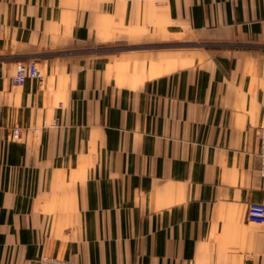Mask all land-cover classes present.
<instances>
[{"label": "crops", "instance_id": "0c3cea01", "mask_svg": "<svg viewBox=\"0 0 264 264\" xmlns=\"http://www.w3.org/2000/svg\"><path fill=\"white\" fill-rule=\"evenodd\" d=\"M260 127L264 0H0V264H264Z\"/></svg>", "mask_w": 264, "mask_h": 264}, {"label": "built area", "instance_id": "2783aa9c", "mask_svg": "<svg viewBox=\"0 0 264 264\" xmlns=\"http://www.w3.org/2000/svg\"><path fill=\"white\" fill-rule=\"evenodd\" d=\"M43 80V74L36 63H26L18 61L15 66V74L13 80L15 83H23L27 78ZM55 123V122H54ZM18 133V130L16 131ZM257 136L260 139V173L264 177V127H260L257 131ZM246 218L250 221L264 222V205L249 203L246 211ZM38 264H74L69 259L59 258L55 256H44Z\"/></svg>", "mask_w": 264, "mask_h": 264}, {"label": "rangeland", "instance_id": "374dc122", "mask_svg": "<svg viewBox=\"0 0 264 264\" xmlns=\"http://www.w3.org/2000/svg\"><path fill=\"white\" fill-rule=\"evenodd\" d=\"M29 78H30V77H29ZM27 79H28V78H27ZM27 79H26V80H27ZM32 79H33V78H32ZM26 80H25V81H26ZM35 80L41 82L39 79H35ZM25 81H24V82H25ZM24 82H23V83H24ZM23 83H18V84H23ZM17 130H18V133H16ZM20 134H21L20 128H19V127H15L14 130H13V137H14V138H18V137L20 136Z\"/></svg>", "mask_w": 264, "mask_h": 264}]
</instances>
